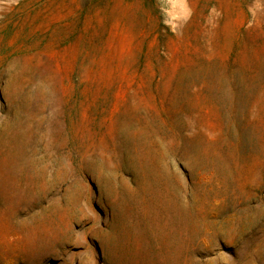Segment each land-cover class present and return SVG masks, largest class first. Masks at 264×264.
I'll use <instances>...</instances> for the list:
<instances>
[{"label": "rangeland", "instance_id": "1", "mask_svg": "<svg viewBox=\"0 0 264 264\" xmlns=\"http://www.w3.org/2000/svg\"><path fill=\"white\" fill-rule=\"evenodd\" d=\"M0 264H264V0H0Z\"/></svg>", "mask_w": 264, "mask_h": 264}]
</instances>
